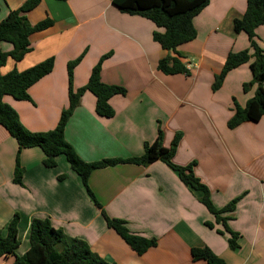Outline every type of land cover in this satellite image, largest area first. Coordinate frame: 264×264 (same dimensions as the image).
<instances>
[{
  "label": "crops",
  "instance_id": "obj_1",
  "mask_svg": "<svg viewBox=\"0 0 264 264\" xmlns=\"http://www.w3.org/2000/svg\"><path fill=\"white\" fill-rule=\"evenodd\" d=\"M27 0H0V22ZM246 10V0H209L193 19L196 38L176 52L188 74L164 75L158 61L173 53L153 41L162 32L151 21L119 11L112 0H40L26 13L31 25L50 19L52 26L29 36L31 51L19 62L8 60L2 75L25 71L48 59L52 71L33 84L29 101L4 96L3 102L18 115L28 131L53 130L68 107V63L83 57L73 70L72 88L84 87L101 57L100 77L107 85L125 89L109 100L112 118L95 113V97L86 91L65 127V140L84 162L127 159L143 154L158 128L163 147L176 134L181 138L172 162H195L194 175L210 192L220 209L235 198L228 227L240 235L238 249L227 244L228 234L199 202L201 193L186 187L176 172L161 161L148 166L118 164L94 170L88 185L106 215L122 220L128 229L157 240L156 247L137 255L112 229L88 196L81 179L63 156L56 166L42 165L38 148L22 149V184H14L16 141L0 126V230L19 214L17 256L29 249L28 233L34 218L49 219L70 238L87 243L92 252L110 264H206L193 261L191 249L208 247L226 264H264V116L229 129L234 103L244 107L254 88L248 64L230 71L213 91L229 53L248 49L244 33H235L233 22ZM264 55V24L256 29ZM9 52V43H0ZM214 224L208 228L205 223ZM15 256L0 259L13 264Z\"/></svg>",
  "mask_w": 264,
  "mask_h": 264
},
{
  "label": "trees",
  "instance_id": "obj_2",
  "mask_svg": "<svg viewBox=\"0 0 264 264\" xmlns=\"http://www.w3.org/2000/svg\"><path fill=\"white\" fill-rule=\"evenodd\" d=\"M67 1V0H60ZM40 0H27L21 7L10 11L0 22V43H9L12 50H0V69L10 59L13 62L21 61L31 51L29 36L35 32L43 31L52 26L50 19H44L31 25L26 13L33 10ZM209 0H112V4L120 12L130 16H139L151 21L162 32H153L152 39L162 50L169 51L176 56L167 55L158 61L157 70L164 75L185 74L189 75L186 67L180 61L176 49L196 38L193 19L208 5ZM264 24V0H246V10L240 19L233 22L235 33H244L247 36L249 47L246 50L229 53L221 71L215 76L212 90H218L226 75L244 64H248L251 80L243 84L245 93L254 88L253 97L244 107L234 103L233 116L227 123L229 129H235L245 122H258L264 116V55L258 45L256 29ZM83 54L76 60L68 63V107L60 114L56 127L51 131L33 133L26 130L20 123L16 112L2 100L10 96L15 100L29 101V88L52 71L53 60L48 59L25 71L13 70L6 75L0 73V126L16 141L18 150L15 159L13 183L21 185L23 169L20 166V152L22 149L38 147L44 154L42 165L51 169L56 166V158L63 156L70 169L78 175L82 184L100 211L109 229L118 236L137 255H143L149 249L156 247L157 240L147 239L132 233L122 220L110 218L94 197L88 185L91 173L97 169L115 166L118 164H135L148 166L156 161H161L177 173L180 181L189 189L201 193L199 202L214 216L215 222L221 224L223 231L217 230L221 235L227 233V244L230 250L238 249L240 235L233 232L227 222L232 219L236 203L240 198H235L223 208H216L211 200L208 188L194 175L195 162L187 166H177L172 162L176 153L181 135H175L169 148H164L163 132L158 128L157 137L152 143H145L143 154L139 157L127 159H104L97 162H84L76 154L72 146L65 140L64 131L73 111L80 104L82 95L88 91L95 97V113L104 118H112L114 111L109 105V100L115 95H125L124 88L107 85L101 81L100 71L102 62L108 57L100 58L93 67L87 84L77 89L72 88L73 70L82 59ZM19 214H15L8 222L5 233L0 230V259L9 255L15 256L13 264H110L91 251L86 242L70 238L61 229L52 226L49 219L34 218L30 222L28 242L29 249L21 256L15 251L20 245L18 240ZM208 228L214 224L205 223ZM193 261H204L206 264H226L223 259L215 255L208 247L191 249Z\"/></svg>",
  "mask_w": 264,
  "mask_h": 264
}]
</instances>
